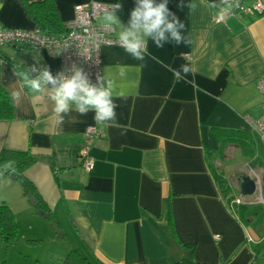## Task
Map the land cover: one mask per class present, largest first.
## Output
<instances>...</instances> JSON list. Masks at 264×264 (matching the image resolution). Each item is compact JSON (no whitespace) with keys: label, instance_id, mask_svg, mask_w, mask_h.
<instances>
[{"label":"crops","instance_id":"0c3cea01","mask_svg":"<svg viewBox=\"0 0 264 264\" xmlns=\"http://www.w3.org/2000/svg\"><path fill=\"white\" fill-rule=\"evenodd\" d=\"M91 1L121 5L99 19L114 26L111 37L117 40L120 25L107 16L126 25L135 0H0V28L48 32L64 27L75 6ZM220 1L183 0L196 5L191 10L178 7L181 0H168L191 43L156 48L149 41V51L172 68L188 63L194 69L188 77L192 83L174 82L157 60L146 58L141 66L117 45L101 47V74L113 80L114 98L124 97L116 100L121 128L99 125L102 133L90 150L88 170L80 164L79 151L85 130L96 124L93 113H71L61 130L50 119L47 91L25 89L18 103L11 99L13 117L0 120V152H24L35 159L24 176L62 231L60 238L42 228V236H27L26 241L59 246L56 255L50 254L52 262L44 264H58L70 248L90 264H175L185 246L193 248L196 264H264V250H253L264 242V231L246 219L248 207L223 199L212 171L226 178L222 170L234 157L264 169L256 155L258 137L250 133L245 150L247 145L223 143L213 130L248 131L244 117L256 118L262 111L257 81L264 76V15L217 24L214 19L224 7ZM46 16L53 25L41 30L37 19ZM49 34L60 36L62 29ZM0 54L5 56L0 86L10 98L21 81L6 59L25 71L33 64L50 67L54 75L60 70L59 61L46 52L6 46ZM120 68L126 78L118 76ZM1 203L10 208L17 231L19 217L36 218V205L16 178L0 179Z\"/></svg>","mask_w":264,"mask_h":264},{"label":"clouds","instance_id":"9594fccd","mask_svg":"<svg viewBox=\"0 0 264 264\" xmlns=\"http://www.w3.org/2000/svg\"><path fill=\"white\" fill-rule=\"evenodd\" d=\"M227 3V0H224ZM180 8L187 7L194 10L196 5L183 0L177 5ZM215 7L216 5H212ZM120 4L116 5L119 9ZM109 21L119 23L120 31L115 42L119 48L132 59L145 62L146 58L157 60L164 68L171 71L174 82L188 80L189 75H194V69L188 64H182L179 68H172L158 60L148 48L149 41L156 48H163L165 44L172 43L174 46L191 43L186 33V26L168 8V0H135L134 7L130 11L127 24H122L119 18L112 14L107 16ZM111 25H106L110 27ZM187 55L182 53V56ZM21 82L19 90L11 93L13 103L22 99L23 90L27 89L33 93L47 91L48 97L53 105L50 117L53 126L57 129L63 128L64 124L71 122V113L87 116L93 113V120L98 125L121 128L117 119V108L120 106L116 100L124 97L114 98L113 80L104 74L97 73L95 81L90 79L83 67L76 63L66 64L64 69L55 75L50 67H39L35 64L24 73H18ZM126 71L120 68L118 76L126 78ZM123 134V130H121ZM15 162L6 161L0 166V177L6 172L14 171Z\"/></svg>","mask_w":264,"mask_h":264},{"label":"built area","instance_id":"2783aa9c","mask_svg":"<svg viewBox=\"0 0 264 264\" xmlns=\"http://www.w3.org/2000/svg\"><path fill=\"white\" fill-rule=\"evenodd\" d=\"M224 6L219 16L214 19L217 24H226L228 19L238 16L264 15V0H252L250 4L243 0L220 1ZM118 3H103L91 1L87 4L77 5L73 10V18L64 26V32L60 36H52L40 33L38 30H17L0 28V49L2 47H24L37 53L46 52L56 58L63 70L66 64L76 63L89 73L94 82L96 74L101 73L100 49L105 44L115 45L116 40L111 37L115 28L113 25L106 27L99 19L110 12L119 11ZM190 60V57H187ZM257 88L264 96V76L257 81ZM250 131L264 144V103L260 115L253 118L244 117ZM102 133L98 124L88 127L83 135L79 151L80 164L84 169H90L92 158L90 150L100 138ZM256 190H257V181ZM244 197L235 198L232 204H242Z\"/></svg>","mask_w":264,"mask_h":264},{"label":"trees","instance_id":"16d2710c","mask_svg":"<svg viewBox=\"0 0 264 264\" xmlns=\"http://www.w3.org/2000/svg\"><path fill=\"white\" fill-rule=\"evenodd\" d=\"M27 10L30 14H32V5H27ZM41 18H38V24L42 29H46L49 25L52 26L54 20L50 18V16L43 17L42 20ZM50 23V24H49ZM62 33L64 32V27L61 25L55 26L54 30L55 31H61ZM54 30H48V32H45L43 30L42 34L50 35L49 32L54 31ZM3 56L0 54V59H2ZM9 63L12 64L13 69L15 70L17 76L20 79V76L18 73H24L26 72L24 68L21 66L17 65L15 61L11 59H6ZM21 81V79H20ZM13 117V107H12V102L11 98L8 95V93L0 86V120H9ZM214 132L216 135L221 139L223 143L227 142H236L237 144L243 146L247 145L245 150L250 149V133L253 134L250 129L248 128V131H240V130H234V129H227V128H222V127H215L213 128ZM6 161H14L15 166H14V171H9L6 172L1 178L5 176L9 177H14L16 178L17 181L20 182L21 187L23 189V193L26 196L32 195L36 200L37 204L35 206L37 212L39 211H44L48 212L46 207L43 205V203L40 200V197H38L35 188L33 185L25 178L24 172L27 170L28 167H30L35 159L31 157L29 154L24 153V152H16V151H6L3 150L0 152V166H2ZM213 174L216 178V181L218 183L219 189L221 191L223 199L230 205L232 204V201L234 199V196L232 195V191L230 190L232 187L229 184L228 180L221 176L219 174L218 176L216 175V171L212 170ZM235 205V204H233ZM235 207H247V205L239 204L235 205ZM51 218V216H49ZM17 234V225L15 223V219L13 217V214L5 203L0 204V240L5 244V246L8 248L15 244V237ZM27 243H35L37 241H26ZM185 251L183 254V258L175 263V264H196L194 260L192 259V247L185 246ZM253 250L255 252H261L264 250V242L254 245ZM58 264H90V262L83 257L80 253L73 249H68V252L66 256L58 263Z\"/></svg>","mask_w":264,"mask_h":264},{"label":"rangeland","instance_id":"374dc122","mask_svg":"<svg viewBox=\"0 0 264 264\" xmlns=\"http://www.w3.org/2000/svg\"><path fill=\"white\" fill-rule=\"evenodd\" d=\"M256 155L264 165V144L262 142L258 143ZM226 165L229 166H226L222 171L232 187L230 190L234 198H240L237 186L239 176L249 175L258 182L255 194L251 198L244 197L241 203L248 207L245 213L246 219L253 221L252 225L255 229L264 231V169L258 167L254 162L251 164L245 160L241 161L239 157H234ZM32 209L35 219H27L25 215L19 217L15 244L7 248L0 240V264H44L46 261L52 262L50 254H57L59 246L53 242L43 241L33 245L27 244L26 239L29 234L42 236L41 232L43 231L40 228L54 234L50 223L37 214L33 207Z\"/></svg>","mask_w":264,"mask_h":264},{"label":"water","instance_id":"95a60500","mask_svg":"<svg viewBox=\"0 0 264 264\" xmlns=\"http://www.w3.org/2000/svg\"><path fill=\"white\" fill-rule=\"evenodd\" d=\"M11 178L14 179L13 177H11ZM239 190H240V196H242V197L253 196L256 192L255 180H253L249 175L242 176L239 179ZM28 199H29V202L31 205L35 206L37 204V200L32 195H29ZM38 214L46 220L49 219V223H50V226H51L53 232L55 233V235L57 237L60 238L62 236V231L59 228L58 224L55 222V220L50 219L49 214L47 212L39 211Z\"/></svg>","mask_w":264,"mask_h":264},{"label":"bare ground","instance_id":"6f19581e","mask_svg":"<svg viewBox=\"0 0 264 264\" xmlns=\"http://www.w3.org/2000/svg\"><path fill=\"white\" fill-rule=\"evenodd\" d=\"M242 176H239L238 178V186H239V179L241 178ZM253 179V178H252ZM254 180V179H253ZM239 195H240V190H239ZM242 197V196H241Z\"/></svg>","mask_w":264,"mask_h":264}]
</instances>
